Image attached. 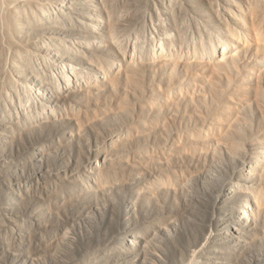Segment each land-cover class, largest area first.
I'll return each mask as SVG.
<instances>
[{
    "label": "rangeland",
    "instance_id": "obj_1",
    "mask_svg": "<svg viewBox=\"0 0 264 264\" xmlns=\"http://www.w3.org/2000/svg\"><path fill=\"white\" fill-rule=\"evenodd\" d=\"M0 264H264V0H0Z\"/></svg>",
    "mask_w": 264,
    "mask_h": 264
},
{
    "label": "bare ground",
    "instance_id": "obj_2",
    "mask_svg": "<svg viewBox=\"0 0 264 264\" xmlns=\"http://www.w3.org/2000/svg\"><path fill=\"white\" fill-rule=\"evenodd\" d=\"M40 43V42H39ZM32 68V67H31ZM34 71V70H33ZM67 81L69 82V78L67 79ZM66 81V86L68 87V82ZM17 85V84H16ZM69 85H70V88H71V84L69 83ZM68 89V88H67ZM51 93V92H50ZM49 93V94H50ZM51 95V94H50ZM230 187V186H229ZM229 191V190H228ZM234 207V206H233ZM243 212V211H242ZM243 214H244V216L246 215V216H249L250 214H249V212H247L246 210H244V212H243ZM241 220H242V222H245V218L244 217H242V216H240L239 217Z\"/></svg>",
    "mask_w": 264,
    "mask_h": 264
}]
</instances>
